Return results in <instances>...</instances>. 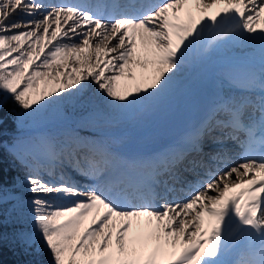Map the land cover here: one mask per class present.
<instances>
[{"label":"snow or ice","instance_id":"1","mask_svg":"<svg viewBox=\"0 0 264 264\" xmlns=\"http://www.w3.org/2000/svg\"><path fill=\"white\" fill-rule=\"evenodd\" d=\"M229 43L264 50V0L94 6L0 0V126L9 102L19 129L21 115L32 118L74 100L86 84L95 85L109 112L134 117L171 91L194 53ZM244 87L259 94L214 104L177 145L132 162L121 180L108 176L109 154L101 145L89 148L91 156L83 157L88 166L80 168L72 147L80 142L69 137L64 147L74 170L95 181L87 188L43 180L28 161L29 143L15 138L9 155L26 169L23 183L31 194L20 208L30 216L31 230L17 239L26 252L47 254L34 264H264V159L247 156L264 148V79L249 78ZM225 139L240 142L242 162L202 185H188L186 198L169 200L177 185L183 192L187 184L179 170L187 156L203 154L205 140L223 145ZM48 150L55 160L54 147ZM210 158L222 159L221 150ZM189 163L203 166L196 159ZM5 193L0 174V202L15 195ZM49 196L69 202L55 204ZM233 236L247 244L229 259Z\"/></svg>","mask_w":264,"mask_h":264},{"label":"bare ground","instance_id":"2","mask_svg":"<svg viewBox=\"0 0 264 264\" xmlns=\"http://www.w3.org/2000/svg\"><path fill=\"white\" fill-rule=\"evenodd\" d=\"M58 1L59 0H44V3L46 5L59 4ZM68 2L69 0H63L64 4H88L94 6L102 4L105 0H74V3ZM126 2L127 0H122L121 2L118 1V3ZM235 44V46L227 51L226 44L210 47L206 50L201 49L199 52L195 53L194 61L185 65L183 71L174 82L171 91L165 94L164 98L159 103L153 105L145 111L137 113L134 117H128V119L123 122H118L116 118L101 117L104 113H108L110 115H114V113L109 112L99 104L98 97L95 95V85L86 84V87L89 88V92L84 94L85 87L79 94H83V96L91 100L90 104L92 106V113L94 114H92L91 117L94 118L97 121V125L104 128L105 131L93 134L79 128L74 130L70 129L72 135L67 134V137H71L73 140L78 139L80 142L79 145H72V147L78 151L80 168L86 169L88 166L87 160L83 159V157L91 156L89 148L92 145H101L109 154V163L107 164L108 176L113 180H121L126 177L128 172L127 166L132 162L151 159L158 156V152L161 153L162 151L164 154L166 151L177 145L179 141L176 144H168L167 141H165L168 138L167 136L170 132L172 133V131L179 130L180 128H186L189 131L193 128L196 109H198L202 104L200 96L204 90L208 89L211 91L213 88V73L217 67L233 63H254L258 61L264 63V50L261 49L259 44ZM221 98L223 100L228 98L242 100L245 97H241L234 93H224ZM208 104L209 106H213L211 101H209ZM63 111L64 106L62 107V112ZM73 115L74 111L71 119L73 118ZM62 119L64 120V118ZM73 119L81 121L84 118ZM63 122H69L70 126L73 127V121L64 120ZM148 129L151 131L149 134H147ZM116 130L120 132L126 130L129 133L124 135L123 138L119 137V140L116 141L115 138L117 135L114 134ZM189 131H187V133ZM23 137L27 138V135ZM68 138L67 140H69ZM36 140L37 142L32 141V143H34L37 148V158L30 155L28 157L32 160V164L37 165L40 162L39 165L41 164L42 166L41 169H43V174L40 175L38 172L37 173L42 179L46 177V175H50L53 178L54 183H58L61 179H64L81 188H87L92 185L90 182L88 183L84 180L74 179L68 174V171L63 166L65 162L68 164L70 169L74 170V167L70 163L67 155L69 151L68 148L65 147L63 152L55 150L57 158L55 160H51L49 157V146H45L38 139ZM236 142L237 141L235 140L225 139L223 145H217L205 140L203 154L199 156L190 155L179 166L183 179L187 181V184L183 186L184 191H179L180 185H177V192L174 195L169 196L168 199L186 198V196L190 193L188 185H202L204 181L210 180L213 175L219 174V172L223 171L226 167H231L239 162H242L236 154L238 150L237 145L235 146ZM106 143L111 146L106 147ZM156 149H159L157 150V154L155 151L152 154H148ZM218 149L222 152V159H211V154L215 153ZM96 159L99 160L100 157L97 156ZM193 159L202 161L203 166L193 168L189 163V161ZM36 169L39 170V168ZM75 171L80 173L79 170ZM76 177L82 178L85 176L77 174ZM85 179L91 180L86 177ZM92 182L95 183L94 180ZM48 199L55 204L69 202L54 196H50ZM242 240H245V238L237 240L236 237L233 236L229 241V246Z\"/></svg>","mask_w":264,"mask_h":264},{"label":"trees","instance_id":"3","mask_svg":"<svg viewBox=\"0 0 264 264\" xmlns=\"http://www.w3.org/2000/svg\"><path fill=\"white\" fill-rule=\"evenodd\" d=\"M14 105L9 102L7 108L4 109L3 118L4 123L0 126V174L3 177V183L6 186V193L20 194V186L25 180L26 169L13 160L9 155L11 142L25 131L17 128L13 122V117L10 115L8 109L13 108ZM46 107L43 110H47ZM77 119H82L87 116L85 107L80 104L74 109ZM19 111V109H17ZM52 139L56 145L66 142L60 133H53ZM37 142V140H33ZM28 160L31 161L29 158ZM21 207L13 200L7 202H0V264H34L36 260L45 261L47 254L36 256L35 254L26 252L24 247L17 239V233L20 231L31 230L30 216L21 213Z\"/></svg>","mask_w":264,"mask_h":264},{"label":"rangeland","instance_id":"4","mask_svg":"<svg viewBox=\"0 0 264 264\" xmlns=\"http://www.w3.org/2000/svg\"><path fill=\"white\" fill-rule=\"evenodd\" d=\"M235 45H236L235 43L227 44L226 51L231 49ZM88 92H89V88L86 87L84 94L88 93ZM90 101L91 100L89 98L83 96V94H81V95L79 94L74 100L67 101V102H64V103L58 104V105H51V106H49V108L46 111L42 109L35 117L25 118L23 115H21V117H20V123H21L20 128H21V130L25 131L26 135H27V138H24L22 136H21V138L22 139L24 138L30 145L29 155L34 157V158H37L38 152L36 150L37 148L35 147V144L32 143L33 140L38 139L45 146H53L54 144H53L51 139H52L54 132L66 134V135H64L66 137H67V134L72 135V132H70V129L74 130L76 128L82 129L83 131H85V130L89 131L93 134L104 132L105 129L98 126L97 121L91 117V115L93 113H92V106L90 104L91 103ZM80 104H82L85 107V110L87 111V116H85V118L81 121L74 120L73 119L74 117L71 119L72 113L74 111L73 109L75 107H77V105H80ZM63 106H64V111L62 112ZM101 117L102 118H116V120L118 122H123V121L128 119L127 116L121 117L120 115H116V114L110 115L108 113H104ZM62 118H64L65 121L66 120L73 121V125H72L73 127H69L68 123H64L63 122L64 120ZM150 132H151L150 129H148L147 134H149ZM128 133L129 132H127L126 130L123 132L116 130L114 132V134L117 135L115 140L118 141L119 137L123 138V136L127 135ZM127 143H130V142H127ZM106 145L108 147L111 146L110 144H107V143H106ZM57 151L61 152V149L58 148ZM36 163H37V161H36ZM39 163L37 165L32 164V163H30V164L33 166V168L36 172H38L40 175H42L43 169H40V168H39V170L36 169V168H38ZM63 166L68 171V174L70 175V177H72L74 179H79L76 177V175L80 174V173H78L75 170L70 169L66 162L63 164ZM43 180L54 183L53 178L50 175H46V177H44ZM80 180H84V181L89 183V180H87V179L85 180V177L80 178ZM26 187H27L26 184L22 183L20 186L21 193L18 195H15L14 197L12 196L10 198V200H13L17 204V206H19V207H21V203L26 205L28 200L31 198V194L27 192ZM49 197H46V199H48Z\"/></svg>","mask_w":264,"mask_h":264}]
</instances>
